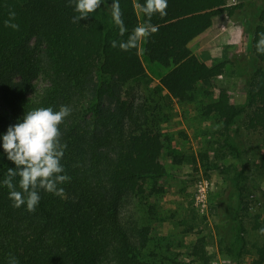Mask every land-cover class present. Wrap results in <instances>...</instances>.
I'll return each mask as SVG.
<instances>
[{"label":"trees","instance_id":"obj_1","mask_svg":"<svg viewBox=\"0 0 264 264\" xmlns=\"http://www.w3.org/2000/svg\"><path fill=\"white\" fill-rule=\"evenodd\" d=\"M119 3L124 36L111 21L108 4L73 23L76 13L69 0H0V135L36 108L71 109L59 126L67 146L61 164L71 178L59 186L63 197L41 191L34 212L26 205L14 208L2 184L14 164L0 155V264H9L10 257L18 264H182L169 257L166 262L152 248L151 224L125 215L130 202L148 203L163 193L168 160L183 159L166 151L163 134L135 103L131 82L147 75L140 44L130 51L111 47V41H126L146 20L137 14L134 0ZM10 11L18 30L5 26ZM166 11L164 17H152L158 31L143 43L144 54L168 68L160 82L169 95L189 101L200 90L213 96L205 114H215L225 129L243 115L247 129L264 133V54L255 49L264 33V0L233 5L228 0H168ZM225 11L250 12V46L210 65L195 53L193 42ZM237 62L243 64L246 85L241 106L216 82L228 64ZM39 78L45 80L42 87ZM257 165L264 170V153ZM258 253L261 264L264 245Z\"/></svg>","mask_w":264,"mask_h":264},{"label":"rangeland","instance_id":"obj_2","mask_svg":"<svg viewBox=\"0 0 264 264\" xmlns=\"http://www.w3.org/2000/svg\"><path fill=\"white\" fill-rule=\"evenodd\" d=\"M242 1L246 0H228V4ZM222 14L228 15L230 27L240 29L238 46L232 51L247 52L252 32L250 12ZM208 38L209 34H201L193 42L194 51ZM213 40L220 42L221 38ZM143 42L140 53L147 75L131 82L135 103L146 109L148 122L163 134L166 151L183 160H168L165 191L149 197L148 203L130 202L125 215L153 226L152 248L166 262L165 257L182 264H259L258 248L264 245V235L259 231L264 228V170L257 160L264 153V133L247 129L243 115L225 129L215 114H205L213 96L200 90L195 100L170 96L160 82L168 68L144 54ZM243 72V64L237 62L228 64L225 73L216 78L239 106L246 100ZM44 84L43 78L37 80L38 86ZM203 181L207 197L200 202L197 196Z\"/></svg>","mask_w":264,"mask_h":264},{"label":"clouds","instance_id":"obj_3","mask_svg":"<svg viewBox=\"0 0 264 264\" xmlns=\"http://www.w3.org/2000/svg\"><path fill=\"white\" fill-rule=\"evenodd\" d=\"M69 4L76 13L72 22L80 23L100 9L101 5L108 4V0H69ZM108 8L111 21L119 29V35L124 36L127 28L119 0H112ZM167 8L168 0H144L143 4H134L137 14L146 18L145 22L137 25L126 41H111V47H119L122 51L137 48L142 41L158 31L151 19L157 14L160 17L166 16ZM14 19L15 12L10 11L5 26L18 30L19 25L11 22ZM255 49L257 53L264 54V33L259 34ZM70 114L71 109L67 106H61L58 111L52 107H39L26 112L22 121L9 125L6 132L0 135V147L3 149L0 155L6 156L14 164V167L8 168L2 181L9 189V199L14 208L26 205L28 212H34L40 202L41 191L64 196V189L59 186L71 178L65 174L61 164L67 146L61 143L59 126ZM259 231L264 235V228ZM9 264H18V261L10 257Z\"/></svg>","mask_w":264,"mask_h":264},{"label":"crops","instance_id":"obj_4","mask_svg":"<svg viewBox=\"0 0 264 264\" xmlns=\"http://www.w3.org/2000/svg\"><path fill=\"white\" fill-rule=\"evenodd\" d=\"M230 22L231 20L228 19V15L226 14L221 13L214 17L213 25L204 33H202V35L209 34L208 39L210 40H208V42L202 47L195 50L200 59L212 65L219 60L234 57L236 53L232 50L238 46L237 40L240 38V29L230 27L232 26V24L230 25ZM219 27L222 29L221 33L219 31ZM225 30H227V32L223 33ZM218 37L221 38L220 42L213 40ZM241 38H245V36L242 35Z\"/></svg>","mask_w":264,"mask_h":264},{"label":"built area","instance_id":"obj_5","mask_svg":"<svg viewBox=\"0 0 264 264\" xmlns=\"http://www.w3.org/2000/svg\"><path fill=\"white\" fill-rule=\"evenodd\" d=\"M207 184L205 181L200 183L197 199L200 202H204L207 197Z\"/></svg>","mask_w":264,"mask_h":264}]
</instances>
